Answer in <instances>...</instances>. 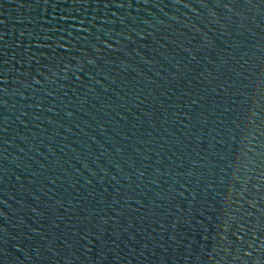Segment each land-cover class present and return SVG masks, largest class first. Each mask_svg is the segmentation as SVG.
I'll return each mask as SVG.
<instances>
[{
  "label": "water",
  "instance_id": "obj_1",
  "mask_svg": "<svg viewBox=\"0 0 264 264\" xmlns=\"http://www.w3.org/2000/svg\"><path fill=\"white\" fill-rule=\"evenodd\" d=\"M0 264H264V0H0Z\"/></svg>",
  "mask_w": 264,
  "mask_h": 264
}]
</instances>
